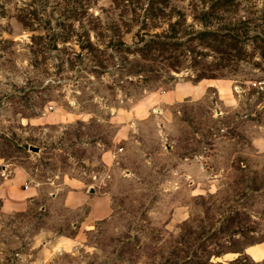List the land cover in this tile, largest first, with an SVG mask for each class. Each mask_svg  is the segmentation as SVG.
<instances>
[{
    "label": "rangeland",
    "instance_id": "374dc122",
    "mask_svg": "<svg viewBox=\"0 0 264 264\" xmlns=\"http://www.w3.org/2000/svg\"><path fill=\"white\" fill-rule=\"evenodd\" d=\"M262 78L264 0H0V264H264Z\"/></svg>",
    "mask_w": 264,
    "mask_h": 264
},
{
    "label": "crops",
    "instance_id": "0c3cea01",
    "mask_svg": "<svg viewBox=\"0 0 264 264\" xmlns=\"http://www.w3.org/2000/svg\"><path fill=\"white\" fill-rule=\"evenodd\" d=\"M176 93V95H171ZM184 93L182 90L171 91L169 96H174V98H179ZM175 100V99H174ZM91 188V187H89ZM0 195L4 196L2 189H0ZM64 203L70 207H79L84 204H89V209L87 214L79 221V229L89 230L96 222L107 217L111 211V198L108 194H92V192L79 187H74L69 190L64 196ZM22 205H18L10 200L4 198L2 205V212H9L14 209H21Z\"/></svg>",
    "mask_w": 264,
    "mask_h": 264
},
{
    "label": "trees",
    "instance_id": "16d2710c",
    "mask_svg": "<svg viewBox=\"0 0 264 264\" xmlns=\"http://www.w3.org/2000/svg\"><path fill=\"white\" fill-rule=\"evenodd\" d=\"M205 37H207V38H209L208 39V41H206L205 43L207 44V45H210V47H212L213 48V44H215V43H219V44H223L224 43V40H222V39H219L218 38V35H216V34H212V33H208V32H205V33H202L201 35L199 34L198 36H197V38H199L200 40H202V41H204V39H205ZM229 38V40H234V38L233 37H228ZM190 40H192V39H190ZM169 47H171L172 48V51L173 50H177V46H176V43H168V42H165V43H163L162 45H161V47L159 48L160 50H161V52H163V50H168L169 49ZM227 47L228 48H232V44L229 42V41H227ZM215 50V49H214ZM176 52V51H175ZM217 52H222V51H217ZM171 55H169V56H173V53H170ZM185 54V53H184ZM173 58L174 59H176V57L175 56H173ZM207 69H204V70H202V72L200 73V78H205V77H209V78H211V77H214V76H211V75H208L207 74V71H206ZM2 205V204H1Z\"/></svg>",
    "mask_w": 264,
    "mask_h": 264
},
{
    "label": "built area",
    "instance_id": "2783aa9c",
    "mask_svg": "<svg viewBox=\"0 0 264 264\" xmlns=\"http://www.w3.org/2000/svg\"><path fill=\"white\" fill-rule=\"evenodd\" d=\"M253 88L255 89L258 97L260 98V102L264 105V78L255 80L253 82Z\"/></svg>",
    "mask_w": 264,
    "mask_h": 264
},
{
    "label": "water",
    "instance_id": "95a60500",
    "mask_svg": "<svg viewBox=\"0 0 264 264\" xmlns=\"http://www.w3.org/2000/svg\"><path fill=\"white\" fill-rule=\"evenodd\" d=\"M30 149H31V150H33V151H36V152H38V151H39V148H38V147H36V146H30Z\"/></svg>",
    "mask_w": 264,
    "mask_h": 264
}]
</instances>
